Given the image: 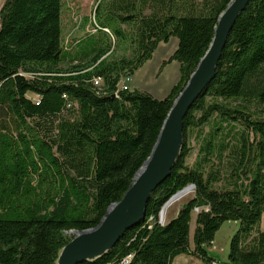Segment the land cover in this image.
<instances>
[{
  "label": "trees",
  "instance_id": "1",
  "mask_svg": "<svg viewBox=\"0 0 264 264\" xmlns=\"http://www.w3.org/2000/svg\"><path fill=\"white\" fill-rule=\"evenodd\" d=\"M229 1L99 0L93 29L69 47L62 38L64 0L3 1L0 264H56L69 231L94 227L120 200ZM173 37L176 47L157 71L178 63L165 97L120 88ZM189 185L192 196L160 221L164 203ZM263 216L264 0H250L214 77L183 119L180 158L153 192L145 219L105 255L81 264H115L128 254L129 264H173L182 255L221 264L206 247L227 220L237 222L228 264H264Z\"/></svg>",
  "mask_w": 264,
  "mask_h": 264
},
{
  "label": "water",
  "instance_id": "2",
  "mask_svg": "<svg viewBox=\"0 0 264 264\" xmlns=\"http://www.w3.org/2000/svg\"><path fill=\"white\" fill-rule=\"evenodd\" d=\"M250 0H230L218 15L210 44L185 85L174 98L152 146L149 156L134 174L119 201L111 203L94 227L70 230L72 238L59 250L56 264L92 262L105 255L128 230L139 225L146 216L147 203L155 189L170 175L183 147V119L191 104L212 80L228 33ZM172 195L162 206L188 189Z\"/></svg>",
  "mask_w": 264,
  "mask_h": 264
},
{
  "label": "rangeland",
  "instance_id": "3",
  "mask_svg": "<svg viewBox=\"0 0 264 264\" xmlns=\"http://www.w3.org/2000/svg\"><path fill=\"white\" fill-rule=\"evenodd\" d=\"M4 0H0V7ZM99 0H64L62 12V38L65 46L69 47L71 42L79 39L88 30L93 29L95 6ZM117 22H112L109 25L110 29L117 28ZM124 28V26H122ZM119 43V42H117ZM177 44V38H171L167 43H160L153 53L151 59L146 61L129 80L125 81L127 88H136L151 93L156 98L165 97L172 84L178 77V64L173 61L166 65L158 74V68L163 59H165L174 49ZM114 49V46L112 47ZM124 50L118 48V44L114 50V54L120 55ZM66 63L62 64V68H66ZM75 111V110H74ZM75 114V112H74ZM195 152V150H194ZM190 161L193 159V154ZM193 194V190L188 192L178 200L175 199L166 208L165 212L159 216V220L166 222L177 211L179 206L186 202ZM197 210L193 212L195 217ZM194 222L191 223L190 235L192 236ZM262 228L264 229V216L262 219ZM237 229V222L232 220L224 221L214 235V239L210 246L206 247L209 256L213 257L221 264H228V253L230 240ZM173 264H201V262L193 260L190 256H179Z\"/></svg>",
  "mask_w": 264,
  "mask_h": 264
},
{
  "label": "built area",
  "instance_id": "4",
  "mask_svg": "<svg viewBox=\"0 0 264 264\" xmlns=\"http://www.w3.org/2000/svg\"><path fill=\"white\" fill-rule=\"evenodd\" d=\"M104 30H105L106 32H108V30H107L106 28H104ZM126 80H129V77H125V78H123V79L120 81V88H121V89H126V88H127V86H126V84H125V81H126ZM93 83H94L95 85H100V83H101L100 78H94ZM131 258H132V255H131V254H128V255L124 256L119 262H117V263H115V264H129L130 261H131Z\"/></svg>",
  "mask_w": 264,
  "mask_h": 264
},
{
  "label": "bare ground",
  "instance_id": "5",
  "mask_svg": "<svg viewBox=\"0 0 264 264\" xmlns=\"http://www.w3.org/2000/svg\"><path fill=\"white\" fill-rule=\"evenodd\" d=\"M189 190V189H188ZM188 190H185L184 192H182L181 194H179L178 196H176V197H174L173 199H171L165 206H164V208H163V211H162V214L165 212V210H166V208L171 204V202L174 200L175 201V199H177L178 200V198L179 197H182L183 196V194L185 195L187 192H188Z\"/></svg>",
  "mask_w": 264,
  "mask_h": 264
},
{
  "label": "crops",
  "instance_id": "6",
  "mask_svg": "<svg viewBox=\"0 0 264 264\" xmlns=\"http://www.w3.org/2000/svg\"><path fill=\"white\" fill-rule=\"evenodd\" d=\"M175 47H176V46H175ZM175 47H174V48H175ZM173 50H174V49H173ZM177 64H178V63H177ZM132 77H134V75H133Z\"/></svg>",
  "mask_w": 264,
  "mask_h": 264
}]
</instances>
